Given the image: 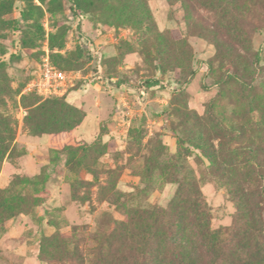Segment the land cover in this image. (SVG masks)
<instances>
[{"label":"rangeland","instance_id":"obj_1","mask_svg":"<svg viewBox=\"0 0 264 264\" xmlns=\"http://www.w3.org/2000/svg\"><path fill=\"white\" fill-rule=\"evenodd\" d=\"M255 229L264 0H0V264H264Z\"/></svg>","mask_w":264,"mask_h":264},{"label":"trees","instance_id":"obj_2","mask_svg":"<svg viewBox=\"0 0 264 264\" xmlns=\"http://www.w3.org/2000/svg\"><path fill=\"white\" fill-rule=\"evenodd\" d=\"M157 213H160V212L158 211ZM205 236L210 238L209 240H211L213 243V245L208 249L209 254H213V255L217 254L216 256L218 258H219V254L222 255L228 250H230L229 248H232L235 246V245L233 246L232 244H229L226 241H223L222 239H220L218 233L216 232L209 233L208 231H206L204 237ZM249 238H250V243L252 244L250 250L252 252L254 251V255L250 254L247 256V258L250 260V257H253V261L256 259H260V262L263 263L264 262V235L262 234L261 229L253 230V234L250 235ZM196 251L197 250H195L194 252L197 253ZM165 253L166 251L163 250L161 247H159V245H157L156 243L155 244L151 243V244L145 245L142 248H140L137 252L138 257L134 260H137L138 263L136 264H208V261H205L203 257L200 261H198V258L201 257V255H198V257L195 260L187 259L186 262H184L183 259L181 258H176L175 256L164 260L163 255H165ZM197 254H201V253H197ZM160 255H162V257H160ZM230 255L231 257L233 256V261L230 264H240V260L236 259L235 261L233 253H231ZM210 264H216V262L213 261Z\"/></svg>","mask_w":264,"mask_h":264},{"label":"built area","instance_id":"obj_3","mask_svg":"<svg viewBox=\"0 0 264 264\" xmlns=\"http://www.w3.org/2000/svg\"><path fill=\"white\" fill-rule=\"evenodd\" d=\"M65 80V73L46 60L40 68L37 79L32 83V88L38 94L48 97L58 94L64 87Z\"/></svg>","mask_w":264,"mask_h":264}]
</instances>
